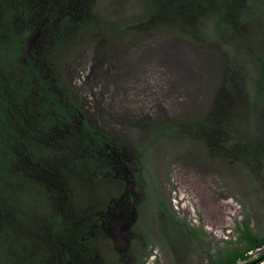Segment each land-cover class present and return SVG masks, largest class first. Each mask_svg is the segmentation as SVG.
Instances as JSON below:
<instances>
[{"label":"trees","instance_id":"obj_1","mask_svg":"<svg viewBox=\"0 0 264 264\" xmlns=\"http://www.w3.org/2000/svg\"><path fill=\"white\" fill-rule=\"evenodd\" d=\"M135 1L136 21L108 22L93 0H0V264H94L99 258L106 236L102 214L124 184L115 178L118 161L138 162L92 126L89 106L71 84L75 71L91 60H85L88 51L107 53L125 32L160 26L204 42V27L211 39L234 32L255 17L252 4L264 5V0ZM253 59L260 61L255 92L264 99V58ZM74 115L80 125L70 120ZM196 127L184 126V135L200 139ZM221 153L224 160L246 165L261 155L254 136L232 153ZM157 202L160 212L169 213ZM168 220L166 236L176 248L197 234L182 220L169 215ZM237 240L242 248L219 252L203 264L264 259V232H252L244 222ZM260 249L248 260L249 252Z\"/></svg>","mask_w":264,"mask_h":264},{"label":"rangeland","instance_id":"obj_2","mask_svg":"<svg viewBox=\"0 0 264 264\" xmlns=\"http://www.w3.org/2000/svg\"><path fill=\"white\" fill-rule=\"evenodd\" d=\"M93 3L108 22H134L139 12L135 0ZM252 5L255 17L235 33L211 39L204 27L208 37L202 42L162 26L131 30L107 53L88 51L85 60H91L75 71L90 123L137 155L147 186L137 222L140 245L130 246L128 259L118 252L121 240L104 236L98 264H203L243 247L237 237L244 222L252 232H264V99L253 79L260 67L253 57L264 58V5ZM187 125H197L201 138L184 135ZM251 136L261 152L256 162L222 159V151L232 153ZM158 198L170 217L196 229L185 246L165 241ZM261 252H249L248 260Z\"/></svg>","mask_w":264,"mask_h":264},{"label":"flooded vegetation","instance_id":"obj_3","mask_svg":"<svg viewBox=\"0 0 264 264\" xmlns=\"http://www.w3.org/2000/svg\"><path fill=\"white\" fill-rule=\"evenodd\" d=\"M71 84L76 88L73 80ZM73 117H70V120L80 125L81 122L76 120V115ZM81 118H83V116H81ZM123 156L126 157L125 155ZM124 160H126V158H124ZM126 162H129L128 165H125V162L122 164L121 160L118 161L119 168L116 170L115 175V178H119L124 182L123 186L118 187L121 194L109 200L106 210L102 214L104 219H102L100 223L103 233L109 240L112 239L115 241V237H117L123 242L122 248L116 247L115 245L116 250L119 248L118 252L121 253V256L126 255L128 259H131L129 254L130 246L132 247L134 242L140 245L139 241L143 236V230H137V222H139L140 210L141 207L145 206L146 198L144 197V189L140 180V168L130 163V158ZM130 167H133V169H130ZM165 207L168 211L167 205H165ZM157 210H160L159 206H157ZM168 215L169 213L165 212L159 213V217L164 225L165 222L169 221ZM164 228L166 227L164 226ZM93 234L94 232H92V235ZM164 236L166 237L165 241H168L166 234H164ZM140 254L144 255L145 251L140 250ZM94 264H98V262L95 261ZM133 264L136 263L133 262Z\"/></svg>","mask_w":264,"mask_h":264},{"label":"water","instance_id":"obj_4","mask_svg":"<svg viewBox=\"0 0 264 264\" xmlns=\"http://www.w3.org/2000/svg\"><path fill=\"white\" fill-rule=\"evenodd\" d=\"M257 264H264V259L262 261H260L259 263H257Z\"/></svg>","mask_w":264,"mask_h":264}]
</instances>
